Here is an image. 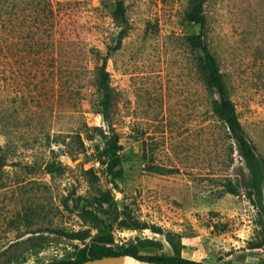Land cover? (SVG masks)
<instances>
[{
	"label": "rangeland",
	"instance_id": "374dc122",
	"mask_svg": "<svg viewBox=\"0 0 264 264\" xmlns=\"http://www.w3.org/2000/svg\"><path fill=\"white\" fill-rule=\"evenodd\" d=\"M116 1L0 0V264L55 263L92 243L162 257L167 232L196 262L264 264V0H207L202 29L258 171L212 111L190 0H124L127 33L107 54ZM105 55L115 159L94 85Z\"/></svg>",
	"mask_w": 264,
	"mask_h": 264
},
{
	"label": "trees",
	"instance_id": "16d2710c",
	"mask_svg": "<svg viewBox=\"0 0 264 264\" xmlns=\"http://www.w3.org/2000/svg\"><path fill=\"white\" fill-rule=\"evenodd\" d=\"M207 0H190V7L186 13V17L189 20L197 22L201 27V32L194 38V45L200 51L199 65L201 69L204 83L211 94V107L214 115L220 122L226 127L228 135L232 137L237 145L241 155L245 158L249 166L258 171L260 166V159L256 154L253 143L248 138L246 130L238 116L236 105L231 99L228 88L225 82L224 74L221 71L220 64L216 55L211 51L209 45L204 38L202 29L206 24V16L204 13V3ZM113 16L116 20L120 21L122 27L118 32L116 44L110 47L107 54L112 50H116L120 47L122 38L127 33V19L125 13L124 0H117L116 6L113 12ZM107 55L103 56L101 61L97 63L94 68V85L100 94L98 101V107L102 118L106 121L107 126L99 129V134L103 141V153L108 155L111 159H115L119 156V135L115 130L112 123V111L115 104L116 92L109 79V71L107 68ZM147 161V156L143 155V162ZM4 158L2 155V145L0 143V170L4 166ZM150 166V165H148ZM225 189L229 192L236 193L237 188L233 185L231 180H227L224 183ZM154 231L162 232L158 227H154ZM167 241L171 244L173 253L169 255H163L162 257H144L140 258L162 261L168 263L178 264H204L187 259L181 255V243L175 239V235L171 232L166 233ZM97 239H93L92 242H96ZM96 243L91 245L86 244L84 246H76V249L71 256V259L61 260L50 264H77L87 259L101 257L104 255H118L122 253H101L95 250ZM218 264H230L229 261H223Z\"/></svg>",
	"mask_w": 264,
	"mask_h": 264
},
{
	"label": "water",
	"instance_id": "95a60500",
	"mask_svg": "<svg viewBox=\"0 0 264 264\" xmlns=\"http://www.w3.org/2000/svg\"><path fill=\"white\" fill-rule=\"evenodd\" d=\"M77 264H178L140 258L135 255H104L87 259Z\"/></svg>",
	"mask_w": 264,
	"mask_h": 264
}]
</instances>
